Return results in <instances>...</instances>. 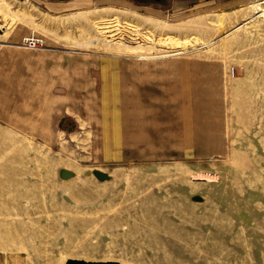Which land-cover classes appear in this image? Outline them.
Returning a JSON list of instances; mask_svg holds the SVG:
<instances>
[{"label": "rangeland", "instance_id": "obj_1", "mask_svg": "<svg viewBox=\"0 0 264 264\" xmlns=\"http://www.w3.org/2000/svg\"><path fill=\"white\" fill-rule=\"evenodd\" d=\"M5 1L0 44L32 34L47 44L33 52L61 58L106 52L83 46L97 37L157 50L213 45L145 64L162 72L167 62V83L180 84L167 94V124L157 111L142 119L150 110L135 97L113 96L114 119L100 126L98 82L87 108L93 123L54 108L45 140L0 121V264H264V16L243 24L264 0L176 11L84 0L55 12ZM4 50L0 68L22 59L20 80L39 87L47 60Z\"/></svg>", "mask_w": 264, "mask_h": 264}, {"label": "crops", "instance_id": "obj_2", "mask_svg": "<svg viewBox=\"0 0 264 264\" xmlns=\"http://www.w3.org/2000/svg\"><path fill=\"white\" fill-rule=\"evenodd\" d=\"M29 1V0H26ZM45 2L47 9L55 12L66 9L75 10L80 7L86 6L84 0H68L61 2H46V0H30ZM150 4L161 6L166 4L163 8L170 10H187L194 6L203 5H218L222 9H229L235 6H240L246 0H146ZM146 9L155 11L151 7H144ZM29 36H22L17 42H6L2 45L5 48V53L13 55L33 54L35 53L36 59L47 60L44 69L47 74L42 77H37L39 87L25 88L22 80L23 75L17 74L18 71L24 72L22 59H18L15 62L17 65L0 68V121H3L11 128L20 131L21 133L28 132L33 136H41L45 140H49L47 130V123L49 125L51 113L55 108L57 114L65 111L78 112L83 116L84 120L90 121V117L94 115L90 114V110H87L88 106H93L95 103L93 97L97 96L94 90L95 82L100 85V98L99 97V109H100V126H106L109 121L107 115L111 117L115 113V108H108L111 104L110 97H135L136 105L143 107V104L147 107L142 119L149 117L151 112L157 111L163 117V122L167 124V94L175 93L177 91L178 81L174 79L167 83V62L160 64L161 71L152 70L153 68L145 65L147 62L154 60H140L127 61L132 59L130 56L105 54V53H84L75 57H63L61 58L57 50H47L33 52L37 50H29L20 46L22 40ZM37 37V36H35ZM41 38V37H39ZM43 39V38H42ZM46 48L47 44L43 39ZM49 48V47H48ZM40 50V49H38ZM76 51V49H74ZM64 50L72 54H79V52ZM47 54H43V53ZM110 56V57H107ZM124 59V60H118ZM135 58V57H133ZM171 58V57H169ZM6 62V56L4 57ZM17 59V58H16ZM51 59V60H49ZM167 59V58H160ZM117 61V65L114 63ZM13 61L11 60L10 63ZM141 63V64H140ZM162 65V66H161ZM27 73V67H25ZM100 70V71H99ZM143 71L140 73V71ZM215 70L218 68L215 66ZM93 71L95 73H93ZM219 72V71H218ZM17 77L21 83L18 85L12 84L10 81L12 78ZM216 77H218L216 73ZM211 78V77H210ZM219 78V77H218ZM157 80V81H156ZM173 82V83H172ZM149 87L156 88L155 90ZM207 88L206 85L202 86ZM227 87V84H226ZM147 88V89H146ZM139 91L144 93L147 100H141ZM198 90L194 89L196 101ZM207 105H205L206 107ZM27 107L34 108L33 113H28L30 110ZM208 111V109H205ZM95 118V117H94ZM110 120V121H111ZM116 121V119H115ZM146 121H150L146 119ZM45 129L44 131H42ZM106 133L103 135L102 140L105 139ZM107 144H111L108 142Z\"/></svg>", "mask_w": 264, "mask_h": 264}, {"label": "bare ground", "instance_id": "obj_3", "mask_svg": "<svg viewBox=\"0 0 264 264\" xmlns=\"http://www.w3.org/2000/svg\"><path fill=\"white\" fill-rule=\"evenodd\" d=\"M5 2H6L5 0L4 1L0 0L1 4H4ZM263 6H264V2L262 1L257 5V9H255L254 14L252 16L248 17L244 21L243 24L247 23L250 20L253 21L254 18L263 17L264 16V7ZM238 28H239V26L236 27L234 30H236ZM225 35H227V33ZM122 42H124V41H122ZM194 43H196V42H194ZM2 44H0V45H2ZM211 45H213L212 42L208 43L202 47L194 46V47H192V49H191V47H188L190 49L183 47L182 50H173V51L172 50H160V49L157 50L155 48V46H153V47L148 46L149 47V49H148L146 46H145L146 48L143 47L144 45H142V44L137 45V46H132V45L127 44L126 42L121 43V41H115V39H104V38L101 39V38L97 37V38H91L83 46L90 47V48H100V49L106 50V52L102 51V53H105V54L123 55L124 57L130 56L132 58L135 57V58L140 59V60H154V59H160V58L174 57L177 55H187V54L188 55H190V54H196L197 55V53H200L201 50H204L205 48H208Z\"/></svg>", "mask_w": 264, "mask_h": 264}, {"label": "built area", "instance_id": "obj_4", "mask_svg": "<svg viewBox=\"0 0 264 264\" xmlns=\"http://www.w3.org/2000/svg\"><path fill=\"white\" fill-rule=\"evenodd\" d=\"M20 46L29 50H38L45 47L43 39L35 36H29L22 40Z\"/></svg>", "mask_w": 264, "mask_h": 264}, {"label": "water", "instance_id": "obj_5", "mask_svg": "<svg viewBox=\"0 0 264 264\" xmlns=\"http://www.w3.org/2000/svg\"><path fill=\"white\" fill-rule=\"evenodd\" d=\"M23 1V0H20ZM63 120L60 121V126L62 125ZM65 264H121L118 262H111V261H107V262H91V261H84V260H76V259H68Z\"/></svg>", "mask_w": 264, "mask_h": 264}, {"label": "trees", "instance_id": "obj_6", "mask_svg": "<svg viewBox=\"0 0 264 264\" xmlns=\"http://www.w3.org/2000/svg\"><path fill=\"white\" fill-rule=\"evenodd\" d=\"M52 1H56V0H52ZM59 1H63V0H59ZM74 126V123L73 122H71V125L70 126H65V127H63L65 130L66 129H70L71 130V128Z\"/></svg>", "mask_w": 264, "mask_h": 264}]
</instances>
